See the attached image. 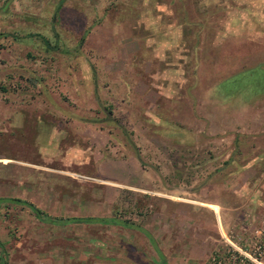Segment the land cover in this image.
Returning <instances> with one entry per match:
<instances>
[{
    "label": "rangeland",
    "instance_id": "374dc122",
    "mask_svg": "<svg viewBox=\"0 0 264 264\" xmlns=\"http://www.w3.org/2000/svg\"><path fill=\"white\" fill-rule=\"evenodd\" d=\"M261 111L264 0H0V264L250 252Z\"/></svg>",
    "mask_w": 264,
    "mask_h": 264
},
{
    "label": "built area",
    "instance_id": "2783aa9c",
    "mask_svg": "<svg viewBox=\"0 0 264 264\" xmlns=\"http://www.w3.org/2000/svg\"><path fill=\"white\" fill-rule=\"evenodd\" d=\"M226 249L222 254H212L206 264H264V241H253L252 250L247 252L236 247L228 238H224Z\"/></svg>",
    "mask_w": 264,
    "mask_h": 264
},
{
    "label": "trees",
    "instance_id": "16d2710c",
    "mask_svg": "<svg viewBox=\"0 0 264 264\" xmlns=\"http://www.w3.org/2000/svg\"><path fill=\"white\" fill-rule=\"evenodd\" d=\"M171 1V0H170ZM188 19H190V21L188 20ZM187 19V17H185V16H182L180 19H179V24L184 28V26H187V24H189L190 23V26H194V27H198L199 29H198V32H199V30H201L202 29V27H203V24H202V22L201 21H192V20H195V19H192V18H188ZM189 21V22H188ZM181 27V29H182V31H184V29H187V28H182ZM198 32H197V34H198ZM197 36L195 35V37H194V43H195V45H197L199 42H198V37L196 38ZM241 69H249V68H245V67H241L239 70H237L236 72H238V71H240ZM0 200H9V201H15V202H18V203H21V204H24V205H26V206H28V208L33 212V214L34 215H36V216H39V210L34 206V205H32L31 203H28V202H26L25 200H21V199H17V198H12V199H6V198H0ZM70 220H72V221H77V222H87V221H90V220H92L91 218H88V217H83V218H71Z\"/></svg>",
    "mask_w": 264,
    "mask_h": 264
},
{
    "label": "crops",
    "instance_id": "0c3cea01",
    "mask_svg": "<svg viewBox=\"0 0 264 264\" xmlns=\"http://www.w3.org/2000/svg\"><path fill=\"white\" fill-rule=\"evenodd\" d=\"M264 112L263 111H261V112H259L257 115H261V116H263L264 114H263ZM263 126H264V124H263ZM261 127L260 128V130H262V131H264V127ZM257 147H259V146H257ZM263 152L262 153H259V154H256V155H254V157L255 158H258L257 159V161H256V164L257 163H260V162H262L263 163V161H264V157H263ZM257 168H258V166H257ZM258 174H260L261 175V177L259 178L258 176ZM256 178H257V180H259V183L257 184V185H255V187L257 188V186H259L261 183L260 182H263V179H264V168L263 167H261L260 169H258L257 170V173H256ZM261 198H262V201L260 202V203H258V204H256L258 207H264V206H261V205H264V194H262V196H261ZM206 207H208V208H210V209H212L214 212H216V209H217V206L216 205H214V204H209V203H207V204H204ZM256 206V207H257ZM264 209V208H263ZM263 209H262V212H263V215H259V213L260 212H257V214H256V216L257 215H259L260 216V218H261V220H260V222H261V228L259 229L262 233H263V228L262 227H264V218H263V216H264V211H263ZM259 216H258V218H259Z\"/></svg>",
    "mask_w": 264,
    "mask_h": 264
}]
</instances>
